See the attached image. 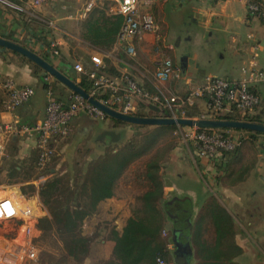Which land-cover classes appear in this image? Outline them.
Here are the masks:
<instances>
[{
	"label": "crops",
	"instance_id": "1",
	"mask_svg": "<svg viewBox=\"0 0 264 264\" xmlns=\"http://www.w3.org/2000/svg\"><path fill=\"white\" fill-rule=\"evenodd\" d=\"M102 1L107 2V18L113 20L111 18L118 14L116 5L110 0H50L39 8H32L27 0L0 1V38L32 51L75 83L80 79L72 69L76 59L90 65V56L99 54L105 68H112L120 76L118 79H138L147 91L166 101L173 96L187 97L207 77L238 80L241 68L253 57L254 45L259 46L256 62L264 71V23L249 18L241 0H162L150 8L158 28L156 34H144L126 43L116 38L108 51L99 52L81 37L80 23ZM90 3L94 5L87 11ZM177 37L188 43L196 37L217 38L220 49L214 53V58L212 54L205 55L202 63L211 64L212 59L227 60L231 69L224 71L221 77L218 76L220 67L200 72L197 54L181 52L175 55L173 40ZM50 42L57 43L58 58L51 56ZM127 45L133 46L135 56L126 52ZM163 52H167L180 69L178 80L160 82L153 79L157 64L165 59ZM13 53L0 52V121L7 122L13 117L21 121L41 118L47 93L64 97L69 90L61 84L53 87L54 93L46 92L43 78L35 75L33 66L18 60L17 53ZM5 80H11L18 87L34 89L33 97L13 113L5 112L2 106L6 96L2 87ZM162 90L167 98L160 93ZM255 92L259 97L255 116L261 114L264 118V84L255 86ZM206 104L205 97H194L188 111L194 117L205 116ZM164 108L172 109L171 106ZM147 113L152 114V110ZM71 125L72 132L62 145H58L57 155L63 153L61 160H65L71 153L86 148L83 171L104 152L111 149L116 152L117 145L126 143L136 132L134 125L86 115L74 118ZM24 139L27 138L12 144H21ZM253 142L256 148L254 163L249 169H243L240 165L236 168L234 163L225 164L223 158L216 164L201 159L190 144L179 139L177 144L167 147V153L158 164L155 176L159 197L152 200L146 196L154 187L147 176V163L163 151L160 138L152 149L124 169L113 184L112 196L100 201L95 211L83 220L81 233L89 239V255L86 262L79 264L115 261L112 236H121L130 219L157 220L159 238L166 242L169 252L167 264H264V136H258ZM33 145L30 150L35 162ZM10 190H16L24 209L30 210L27 203L35 200L25 199L15 186L6 187L3 192ZM1 191L0 198L4 197ZM32 212L31 208L30 215L21 218L33 223L40 212L34 215ZM216 215L219 216V231L215 226ZM183 240L187 241L184 248Z\"/></svg>",
	"mask_w": 264,
	"mask_h": 264
},
{
	"label": "built area",
	"instance_id": "2",
	"mask_svg": "<svg viewBox=\"0 0 264 264\" xmlns=\"http://www.w3.org/2000/svg\"><path fill=\"white\" fill-rule=\"evenodd\" d=\"M49 1L27 0L28 5L32 8H39ZM110 1L116 5L117 14L123 18V23L116 36L118 42L126 43L144 34H156L158 28L150 8L162 0ZM241 1L246 6L249 18L259 19L264 23V7L260 3L253 0ZM93 5V3L88 4L86 10L91 9ZM68 18L71 17L68 16ZM253 49V57L241 68V77L238 80L207 77L198 89L187 97L173 96L167 101L147 91L138 79L107 77L102 73L105 66L99 54L90 56V65L75 62L72 69L91 82L92 86L88 94L93 99L99 91H108L109 98L95 100L122 114L135 115L137 103L142 101L148 107L171 106V118H184L185 110L193 105V98L205 97L207 110L205 116L201 118L215 119L222 113L228 112L236 120L251 122L259 106V97L255 92V86L264 84V71L258 67L256 62L259 46L254 45ZM49 52L54 58L60 56L56 42H50ZM126 52L132 57L135 56L133 46L127 45ZM180 75V69L170 59H163L157 64L153 79L166 82L178 80ZM45 81H47V77ZM2 87L6 94L2 106L7 113H13L34 95L32 87H18L11 80H5ZM81 115L99 120L105 118L103 112L75 93H68L64 101H60L48 92L44 115L41 118H36L32 124H26L17 117H13L7 122L0 121V166L7 147L13 141L20 138L31 139L36 151L34 168L37 175L29 183L38 189L48 179L49 175L45 170L54 162L57 146L63 143L72 132V120ZM181 137L183 141L193 147L199 158L214 164L219 163L223 153L233 152L247 139L245 131L196 128H186L181 132ZM9 186L12 185L4 183L0 179V190L4 191ZM24 198L27 199L25 196ZM39 205L40 216L35 218V224L32 227H26L21 217L25 214L29 216L30 210H20L17 199L12 195L0 198V228L3 227V221H10L11 224V230L4 233L0 239V264L38 263L40 249L37 246V235L34 232H40L37 228L38 220L41 219L42 214H45L42 205L40 203ZM19 211L22 213L20 214ZM22 227L24 229L19 234L18 230ZM5 240L12 242L17 240L18 242L7 244ZM156 263L165 264L160 258L156 259Z\"/></svg>",
	"mask_w": 264,
	"mask_h": 264
},
{
	"label": "trees",
	"instance_id": "3",
	"mask_svg": "<svg viewBox=\"0 0 264 264\" xmlns=\"http://www.w3.org/2000/svg\"><path fill=\"white\" fill-rule=\"evenodd\" d=\"M260 3L264 7L263 0H253ZM107 2L102 1L88 13V16L80 23L81 37L89 45L97 49L99 52L108 51L116 39V36L123 23V18L120 15H115L109 20L106 16ZM14 54V53H13ZM23 61L30 63L33 66L35 75L44 82V90L54 93L53 87L61 85L54 78L44 74V72L34 63L20 56ZM109 78H120L116 72L106 67L102 71ZM39 74H41L39 76ZM47 77V81L45 78ZM77 85L86 93L90 92L91 82L84 76H80ZM64 89H66L63 86ZM68 93H70L68 91ZM54 96L60 101H64L66 96ZM108 91H99L94 99L109 98ZM160 111L153 112L152 116L148 115L150 107L138 101L137 110L135 115L138 117H171V111L164 107H160ZM158 115V116H157ZM194 114L189 111L184 112L185 117H194ZM104 119L113 120L115 123L122 122L111 119L105 116ZM219 120H236V118L228 112L222 113L220 116L215 117ZM35 119H27L23 122L32 124ZM251 122L264 124V118L261 114L254 116ZM135 129L148 128L149 131L141 134L135 132L133 137L126 143L118 146L116 152L109 150L97 159L90 162L87 169L83 173L78 172L73 176L68 173L64 177L53 176L48 178L46 182L41 185L38 191V197L41 203L46 207L49 212L50 219L43 220L45 225L53 229L54 234L59 238L64 247L68 250V254L72 258L87 257L89 254V239L82 236L81 226L83 220L91 215L96 208V205L107 198L112 196V187L114 182L121 176L124 169L133 161L146 154L158 142V140L168 131H176L177 126H134ZM227 130V129H225ZM250 141H254L258 136L264 134L256 132H245ZM118 142V140H114ZM169 148L163 149L161 153H157L147 163V176L153 183V189L146 194L149 199L159 197V188L157 187L156 176L159 162L164 158ZM222 158L225 164H232L240 159L238 148L233 152L223 153ZM17 167H12V173L15 174ZM49 175L52 174L53 168L49 166L46 170ZM12 174V175H13ZM72 183V184H71ZM30 192H35V187L31 185L28 187ZM4 196L12 195L18 201L20 210L25 208L22 205L21 198L16 193V190L7 192L1 191ZM18 197V198H17ZM33 202H28L27 206L32 208V214H36L39 210L33 207ZM30 208V211H31ZM21 214L22 212L19 211ZM24 216H27L26 214ZM215 226L219 231V216L215 217ZM218 218V219H217ZM43 226V225H42ZM42 228V227H41ZM40 230H43L41 229ZM160 224L157 220L140 221L130 219L123 230L121 236L113 234L112 238L115 242L113 249V256L115 261H110L109 264H157L156 259L160 258L165 264L168 263L169 252L166 248V242L159 238ZM198 264H234L233 262H198Z\"/></svg>",
	"mask_w": 264,
	"mask_h": 264
},
{
	"label": "rangeland",
	"instance_id": "4",
	"mask_svg": "<svg viewBox=\"0 0 264 264\" xmlns=\"http://www.w3.org/2000/svg\"><path fill=\"white\" fill-rule=\"evenodd\" d=\"M264 2V0H263ZM180 41V42H178ZM178 43V44H177ZM175 55H180L181 52L183 53H189V54H197V61L196 64L200 67V72L207 71L209 68L213 67H220V72L218 73V76L221 77L224 75V71H228L231 68V64L229 61L224 62H217L216 59H212L211 64H203L202 60L205 55H211L214 58V53L217 52L218 49L221 47V43L217 38L207 39V38H198L192 39V42L185 41L184 38L179 39L178 37L173 40ZM163 51V50H162ZM165 53V54H164ZM167 52H163L165 55V59H169ZM18 60H22L20 57H16ZM81 59V58H80ZM77 62L79 58L76 59ZM163 60V59H162ZM181 76V75H180ZM175 80H169L166 82H173ZM161 90V89H160ZM162 96L164 98L166 96V93L162 90L160 91ZM188 111V109H187ZM150 116H152L150 114ZM158 116V115H157ZM161 117V116H159ZM185 117V116H184ZM185 118H201L200 117H185ZM187 127H178L176 131H168L167 133H164L162 135L161 140L163 144V149H166L167 147H171L175 143L179 141V139H182L181 132L183 130H186ZM136 132H140L141 134H144L149 131L148 128L143 129H135ZM24 142L21 144H11L7 147L4 157L1 159V166H0V179L2 182H6L9 185V187L15 186L18 191L25 196L27 199L35 200L33 201V207H36L39 209V203L43 207V211L45 214H42L43 216L41 219L38 220L37 228L40 231L39 233L34 232V234L37 235L36 237V243L38 248L40 249L39 253V259L37 264H79L80 262H86V257H77L72 258L70 254H68V250L64 247L62 241L57 238V236L54 234L53 229L45 225L43 220L50 219L49 212L47 211L46 207L41 203L39 197H38V189H35V192H30V183L32 179L36 178V170L34 168V154L31 152V146L33 145L32 140L30 139H24ZM62 145V144H60ZM240 159L238 161H235L234 164H236V168L240 167L243 169H249L250 165L254 163L255 158V143L250 141L249 138L243 141L238 148ZM86 148L81 149L80 151H76L71 153L70 156H64L66 157L65 160L62 159L63 153L60 155H57L59 153V147L57 146V153L55 157L54 162L52 163L53 172L50 173L48 178H52L54 175L57 177H64L68 173H70L72 176L78 172L83 173L84 169V155H85ZM246 156V157H245ZM16 166L17 170L15 174L12 173V167ZM13 174V175H12ZM46 182V181H45ZM72 184V183H71ZM38 198V199H37ZM30 202H32L30 200ZM24 220V224L26 227H32L35 224V218L33 220V223ZM29 223V224H28ZM31 223V224H30ZM28 225V226H27ZM43 225V226H42ZM42 227V228H41ZM43 229V230H40ZM21 229V230H20ZM18 230V233L20 234L24 227L20 228ZM11 230V224L10 221H3V227L0 228V239H2V235L4 233L9 232ZM7 241V244L14 243L16 241ZM18 242V241H17ZM89 255V254H88Z\"/></svg>",
	"mask_w": 264,
	"mask_h": 264
},
{
	"label": "water",
	"instance_id": "5",
	"mask_svg": "<svg viewBox=\"0 0 264 264\" xmlns=\"http://www.w3.org/2000/svg\"><path fill=\"white\" fill-rule=\"evenodd\" d=\"M14 52L24 58L28 59L35 65H37L45 75L54 78L56 81L61 83L70 92L81 96L85 101L99 109L105 114V116L123 122L125 124L134 126H170L174 125L177 127H187L196 129H212V130H240L246 132H256L264 134V124L254 123L249 121H239V120H219V119H206V118H171V117H138L136 115H126L115 110H112L102 104L97 100L93 99L88 93L82 90L77 83L72 81L70 78L62 74L60 71L52 67L41 57L33 53L32 51L9 42L7 40L0 38V52ZM150 109L154 112H158L155 106H151ZM186 240L181 242L183 248L186 246ZM185 245V246H184Z\"/></svg>",
	"mask_w": 264,
	"mask_h": 264
}]
</instances>
